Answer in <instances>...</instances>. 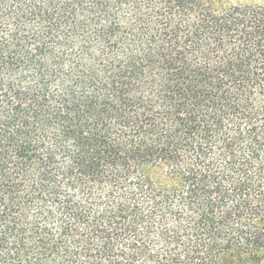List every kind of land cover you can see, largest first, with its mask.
<instances>
[{
  "label": "trees",
  "instance_id": "obj_1",
  "mask_svg": "<svg viewBox=\"0 0 264 264\" xmlns=\"http://www.w3.org/2000/svg\"><path fill=\"white\" fill-rule=\"evenodd\" d=\"M0 264H264V0H0Z\"/></svg>",
  "mask_w": 264,
  "mask_h": 264
}]
</instances>
